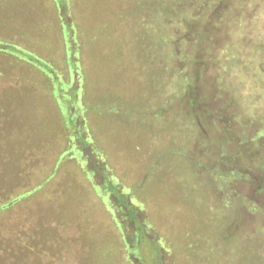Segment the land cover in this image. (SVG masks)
<instances>
[{
  "label": "rangeland",
  "instance_id": "obj_1",
  "mask_svg": "<svg viewBox=\"0 0 264 264\" xmlns=\"http://www.w3.org/2000/svg\"><path fill=\"white\" fill-rule=\"evenodd\" d=\"M81 2L80 22L102 42L86 58V89L92 87L84 104L87 125L103 140L99 151L108 154L107 165L135 201H144L153 228L172 249L158 244L155 256L149 244L162 236L153 232L140 239V249L134 245L138 227L123 213L126 201L100 193L69 155L58 176L29 196L26 185L69 149L65 127L68 133L75 128L64 121L66 105L56 100L57 86L41 66L0 51V205L14 215L0 214V264H154L151 254L156 264H264V172L251 166L249 180L235 178L231 191L222 192V167H243L239 154L264 161V0H187L190 8L206 12L216 3L222 14L201 43L203 51L192 56L197 65L173 51L187 37L185 24L199 17L169 11L175 0L164 1L171 5L167 14L162 3L161 17L158 0ZM17 19L16 6L0 4V44L1 33L16 45L12 36L33 30L31 23L18 26ZM162 26L167 33L161 46L150 45L163 36ZM33 40L48 45L42 55L68 95L72 74L60 57L62 37L50 25ZM143 41L150 54L142 55ZM185 77L194 85L190 92ZM93 177L103 183L98 173ZM260 181L263 188L256 192ZM246 203L261 209L244 210ZM114 212L123 218L122 228ZM187 228L192 231L186 238Z\"/></svg>",
  "mask_w": 264,
  "mask_h": 264
},
{
  "label": "trees",
  "instance_id": "obj_2",
  "mask_svg": "<svg viewBox=\"0 0 264 264\" xmlns=\"http://www.w3.org/2000/svg\"><path fill=\"white\" fill-rule=\"evenodd\" d=\"M164 1L165 0L163 1L158 0L159 2L158 11L160 12V17L162 16V3H163L165 14H167L166 12L171 11L172 13H175V15L176 14H178L179 16L182 15V18L190 17L192 13H194V15L192 14V16H195V17L199 16L198 17L199 22L197 21L198 19H196L188 23L187 26L185 24L184 34H187L186 35L187 37L186 38L181 37L182 39L177 41L179 43V46L173 47V51L175 54L177 55L183 54L185 56H191L190 62L192 61L196 62L195 59H192V56L195 55V53L203 51L201 48L203 47V45L201 43L205 41L207 37L213 34L212 30L216 28L213 24L214 20L217 17H220V18L222 17V14L219 11L217 5H215L217 3V0H216V3H214V6L210 8L209 10H207V12L206 10H203V9L190 8L186 4L187 0H175L174 10L167 11L168 8L171 7V5H169L168 7L166 5L168 3H164ZM81 4H83L81 0H41V3H40L41 7L39 9L41 11L40 19L43 18L42 24L40 23V25H38L36 23H31L33 26L32 31H28L27 29H25L19 34L17 33V38H13L12 36V39L16 41V45H12V43L9 42L8 38L10 35H7L6 33H1V36L4 41L2 42V44H0V51L8 55H10L9 53L16 54V58L15 57L13 58L16 59L17 61H19V59L21 60V57H24L28 60L26 61L27 64L31 66L35 65V67L41 66L42 73L46 74L48 78L50 79L51 83L57 86L58 93L56 92V95L58 96V99L56 100H59L62 104L66 105V111H65L66 119H64V121L67 122L68 127L71 126V128L73 127L75 128V130H72L71 133H68L67 127H65L66 132L63 134V136L65 135L64 138L66 139L65 147L70 145L69 149L67 150L61 149L57 157L52 162L51 167L47 168L46 170H41L42 174L36 175L35 177L37 178H34L33 183L26 185V187H27L28 194L33 193L32 195H29L30 197L40 192L42 189H44L47 186L46 182L48 179L50 182V179L54 180L55 177L58 176L60 164L66 161L65 159L68 160L67 155H69V160H73L78 163L82 171L87 175L88 180L91 182V184L94 186H100V190H99L100 193L105 195L106 193H108V191H111L113 194L117 195V200L119 201V203L121 201H126L123 213L125 214L127 213L128 218H131L129 219L131 222L134 221L133 226L135 228L138 227L137 231L134 232V242H135L134 245H137V247L140 249L139 243H140L141 238L145 237L147 240H149L150 233L153 232L154 234L156 233L158 235L159 232H157L153 228V222L151 218L149 217L147 210L145 209L144 201L142 200L141 203L137 200L135 201L132 198V192L130 191V189H125L122 186L123 179L117 174V172L115 173L113 171L115 169L114 166L107 165L108 160L106 156L108 157V154L105 152L104 149L102 151H99L100 149L104 148L103 147L104 142L103 140L99 142L98 139L95 137V133L92 134V132L89 130V127L85 119V115L83 113L84 104H87L86 103L87 96L90 95L88 91L89 89L92 88V87L90 88L88 87V90L86 89L87 81L91 80L90 79L91 77L90 65L86 58H88L87 57L88 53H90L91 55L92 52L98 51L99 46L102 44V42H99L98 41L99 39L98 40L94 39V37L93 38L89 37L88 31H87L88 27L85 26L84 28V25H82V23L80 22L79 18H80V12H81ZM151 7H153L152 11L154 12V9L156 7L154 6V4ZM189 8L191 10L189 11L188 14H186L185 12ZM204 11L206 12V14L202 15ZM35 14L36 15L34 16L40 15V13H38L37 11H35ZM141 17L142 19L145 18V13H142ZM27 20H20L18 26H20V23L22 24L26 23ZM192 23H195V25ZM50 25L54 33L60 34V36L62 37V49L63 50L60 52V57L62 58V60H64L65 67L68 68L69 72L72 74L71 85L69 86V88H71V92L68 95H65L64 93H62L63 85L60 83L61 81L59 82V80L57 79L58 73H55V69L53 68V65L48 61V59H45L48 57L42 55L43 51L47 50L48 45H46L43 41L33 40L34 35L41 34L42 32H44L45 26L50 27ZM162 29H163V26H162ZM36 31H38V33H35ZM163 33H164L163 36L161 35L158 41L155 40V43L149 42V44L150 45L157 44V47L161 46V38L165 37L167 30L164 31L163 29ZM4 34L6 35V37L3 36ZM12 35H14V33H12ZM31 35L33 36L31 37ZM191 39H193L194 42H192ZM44 41L46 43L49 42L47 38L44 39ZM56 42L57 40L52 45V48H55V47H56L55 49L58 48L59 44L57 45ZM191 42L193 43V46L190 51L189 46ZM27 45H32L31 47L32 51L28 50L30 48H27V49L24 48ZM42 45H44L45 47H42ZM141 45L143 48L142 55L144 54L145 51L147 54H150L149 50L146 48V41H143ZM39 46H40V49H39ZM44 48L45 50H42ZM84 48H85V51H84ZM86 49H87V52H86ZM142 55L140 54V57H142ZM195 65H197V62ZM35 67L33 66L32 68H35ZM184 82L186 83L185 86L187 85L189 86L187 92H190L191 89L193 90L194 85L192 84V81H190L187 77H185L184 80L182 81V84H184ZM186 97H189V96L186 95ZM202 97L204 96L202 95ZM18 112L19 111L16 110L15 113H18ZM82 128L86 129L85 135H82L83 133ZM223 140H227L226 135L224 136ZM79 143L81 144V147H79L80 145L79 146L77 145ZM224 145H225L224 141H222V146ZM67 152H70L71 154H68ZM239 155L241 156V158L244 159L243 167L233 165L234 163H232L231 168L224 169L222 167V192L224 195L228 194L231 191L230 189L232 187L233 179L235 178H237L238 180H245V179L249 180L250 179L247 172L251 166H254L258 170L264 172V161L247 160L244 158L243 156L244 154L243 155L239 154ZM238 157L239 156L237 155L236 158ZM44 161L46 160L44 159ZM93 161H96L97 165H95ZM88 163L91 164L92 169L90 167L89 168L87 167ZM95 169L97 170L95 171ZM206 169L211 170L208 167H206ZM35 170H39V169L36 168ZM43 171H46V172L43 173ZM97 173L101 176L103 180V183L102 184L99 183V185L95 183V181H93L94 179L93 175ZM212 174L213 175H210V176L214 177L215 174L213 172ZM261 183L262 181L257 183L258 188L256 189V192H260L262 190L263 187ZM109 184H113V186H110ZM101 186H104L106 188H104L103 190ZM227 190H228V193H227ZM26 196L27 194L22 195L19 199L24 200ZM226 197H229V196H226ZM228 199L229 198H227V200ZM249 205H251V208H254V206H257V205L253 206V204L251 203H246L243 209L248 210L247 206L249 207ZM107 206L109 207V209L112 207L110 202H108ZM226 206L228 207L229 205L226 204ZM255 208L258 209L259 206ZM0 210H1L0 214H4V212H6L5 215H11L14 217V215L12 214L13 211L12 212L3 211L7 209H4L2 205H0ZM261 211L263 212L264 210L261 209ZM114 218H115L116 223L120 226V228H122L123 218L122 220H120L119 216L117 215V212H114ZM12 220L13 219L8 218V222ZM191 231H192L191 228H187V230L184 231V235L186 234L185 232L188 233L186 235V238L188 237L189 232ZM161 236L163 237V235ZM162 237L158 236L157 240L154 239L152 242H155V243H153L152 246L149 244L150 248L154 247V249L156 250L155 256H158V250L156 249V246L158 244L159 245L161 244L163 248L167 247L168 249H172V246L169 244V242H167L164 239V237L163 238ZM128 241L129 240L126 237V235L124 236L123 234L124 245L126 246L129 245ZM151 257H153L152 262L154 261V264H156L158 257H156L155 259L152 254H151Z\"/></svg>",
  "mask_w": 264,
  "mask_h": 264
},
{
  "label": "crops",
  "instance_id": "obj_3",
  "mask_svg": "<svg viewBox=\"0 0 264 264\" xmlns=\"http://www.w3.org/2000/svg\"><path fill=\"white\" fill-rule=\"evenodd\" d=\"M5 2L9 3L11 6H16L18 19L15 23L17 25L19 24L20 20L27 19L28 20L26 21V23H36L38 25H40V23L42 24L43 18L40 19L41 11L39 9L41 7V0H0V4ZM35 11L40 13V15L34 16L36 15ZM12 33H14V31H12ZM35 33H38V31H36Z\"/></svg>",
  "mask_w": 264,
  "mask_h": 264
}]
</instances>
